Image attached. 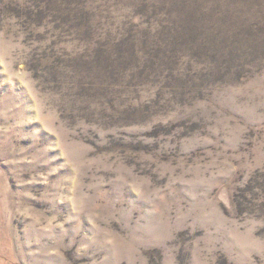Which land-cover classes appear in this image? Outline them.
I'll use <instances>...</instances> for the list:
<instances>
[{
  "label": "rangeland",
  "instance_id": "1",
  "mask_svg": "<svg viewBox=\"0 0 264 264\" xmlns=\"http://www.w3.org/2000/svg\"><path fill=\"white\" fill-rule=\"evenodd\" d=\"M30 1L60 12L31 31L0 0V264H264V0L225 58H183L169 86L114 65L82 100L54 82L87 51L70 14H97L93 42L146 24L115 0Z\"/></svg>",
  "mask_w": 264,
  "mask_h": 264
},
{
  "label": "trees",
  "instance_id": "2",
  "mask_svg": "<svg viewBox=\"0 0 264 264\" xmlns=\"http://www.w3.org/2000/svg\"><path fill=\"white\" fill-rule=\"evenodd\" d=\"M8 4L9 1L16 5L14 0H1ZM27 4L17 8L20 13L28 18L26 23L31 31L38 29L46 23L48 17H53L60 12V8L48 12L32 8L30 0ZM79 3V0H70ZM84 2V3H83ZM87 0L82 5H87ZM28 4H31L29 6ZM123 5L131 9V17L122 25H139L145 23L144 29L124 30L119 32H103V42L100 39L93 42L92 37L98 36L99 30L96 19L97 14L84 7L76 13L70 14V21L75 25L67 27L71 31H82V39L87 51L84 55L68 52L64 60L57 57V65L53 68L55 74H66V80H54L56 87L61 88L68 84L72 88L73 97L86 99L87 94L95 90L99 83H114V72L107 74L114 65L115 69L120 64L130 68H143L163 81L172 85L179 81L185 74L181 67L183 58L212 57L217 62L218 57L225 58L230 53L229 41L236 42V48L244 37L248 27L244 10L257 8L255 0H115L114 5ZM28 6V7H27ZM125 6V7H126ZM104 7V6H103ZM33 9L39 10L34 12ZM110 16V8L102 9ZM68 12V11H67ZM69 13V12H68ZM139 17L135 23L134 18ZM157 19L158 28L150 29L151 21ZM96 21V23H95ZM65 26V27H66ZM245 31V32H244ZM232 35H231V33ZM234 39H231L234 37ZM60 51L57 52L59 54ZM131 60V61H129ZM107 74V75H106ZM77 98H73V101Z\"/></svg>",
  "mask_w": 264,
  "mask_h": 264
}]
</instances>
